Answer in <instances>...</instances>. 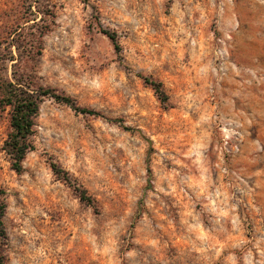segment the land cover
I'll return each instance as SVG.
<instances>
[{
	"label": "rangeland",
	"instance_id": "obj_1",
	"mask_svg": "<svg viewBox=\"0 0 264 264\" xmlns=\"http://www.w3.org/2000/svg\"><path fill=\"white\" fill-rule=\"evenodd\" d=\"M16 81L96 115L0 106L3 264H264V0H0Z\"/></svg>",
	"mask_w": 264,
	"mask_h": 264
},
{
	"label": "trees",
	"instance_id": "obj_2",
	"mask_svg": "<svg viewBox=\"0 0 264 264\" xmlns=\"http://www.w3.org/2000/svg\"><path fill=\"white\" fill-rule=\"evenodd\" d=\"M101 33L109 38L116 45V37L108 31ZM148 82V81H146ZM161 103L167 102V96L163 91L161 84L150 83ZM45 98H52L58 103H63L77 112L83 114L96 115L95 112L87 109H80L75 106L74 102L65 96L56 94L52 90L37 89L31 90L16 81V83H6L3 87V94L0 99V106L9 111V133L4 142V152L9 157L11 169L17 173L22 172V163L29 152L34 150L33 137L35 135V120L39 115L40 105ZM55 168L53 167V170ZM56 170V169H55ZM57 172V171H56ZM83 201L89 202L85 196ZM2 214H0V220ZM0 264L2 263L0 257Z\"/></svg>",
	"mask_w": 264,
	"mask_h": 264
}]
</instances>
